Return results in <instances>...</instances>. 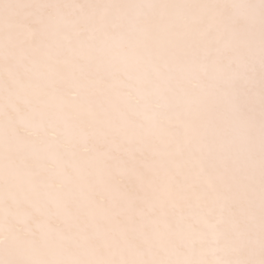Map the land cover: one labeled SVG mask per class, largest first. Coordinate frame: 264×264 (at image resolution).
Returning <instances> with one entry per match:
<instances>
[{"label": "snow or ice", "instance_id": "6c2138e0", "mask_svg": "<svg viewBox=\"0 0 264 264\" xmlns=\"http://www.w3.org/2000/svg\"><path fill=\"white\" fill-rule=\"evenodd\" d=\"M0 264H264V0H0Z\"/></svg>", "mask_w": 264, "mask_h": 264}]
</instances>
